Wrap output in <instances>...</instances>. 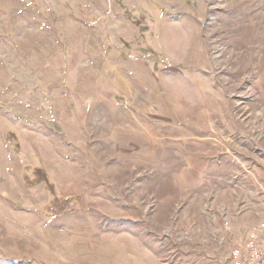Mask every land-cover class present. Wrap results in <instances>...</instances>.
Masks as SVG:
<instances>
[{"label": "rangeland", "instance_id": "1", "mask_svg": "<svg viewBox=\"0 0 264 264\" xmlns=\"http://www.w3.org/2000/svg\"><path fill=\"white\" fill-rule=\"evenodd\" d=\"M0 128L32 199L92 213L3 220L0 264H231L264 219V0H0Z\"/></svg>", "mask_w": 264, "mask_h": 264}, {"label": "crops", "instance_id": "2", "mask_svg": "<svg viewBox=\"0 0 264 264\" xmlns=\"http://www.w3.org/2000/svg\"><path fill=\"white\" fill-rule=\"evenodd\" d=\"M116 73L118 77H121L119 71H116ZM121 82L124 83L123 80H121ZM113 85L114 83L108 85L105 89L102 90L106 91L107 93L109 92L108 95L111 94L112 96L121 94V90L118 86H116L115 89H112ZM80 124H81V118L78 120L76 116H74L73 119L69 121H65L63 124L59 123L61 130L64 131L63 133L64 140H67L69 143H73L76 148L78 146L77 143L79 140V138H77L78 136L77 129L81 128ZM1 131H2L1 138L4 141L5 147L4 149L0 150V209L3 211L2 212L0 210V235L2 231L5 229V223L3 222V220L9 221L12 219L13 215L15 214L18 219H22L21 221L23 223H21L20 225L24 224L25 225L24 227L27 226L29 227V225L30 226L36 225L38 226L37 230L39 233L46 232L44 230L49 231V230H55L57 228L63 230L64 228L68 227V229L71 230V233L81 236L82 232L88 229L87 224H90V220H91L90 210L76 211L75 209L76 206L79 205L80 203L79 201L81 199H78V203L76 201L73 203L72 211L70 210L65 211L64 213L55 217L47 218L46 214H41L40 212H33L29 210L30 206H35L44 203L45 198L42 197V199H32L33 197L32 192L26 186L25 177H24V170L28 169L29 165L27 163L22 164L20 160L15 157L16 149L14 148L12 143L7 141L5 137L6 131L2 129ZM82 134L84 135V132H82ZM85 139H83L84 141L81 142L87 143L86 142L87 139L86 140ZM98 139H101V137H98ZM28 140L30 141V145L33 144L32 138L28 137ZM53 149L60 150L61 147H53ZM65 150H67V148L62 147L61 152ZM37 168L40 171L42 170V168L44 169V171L50 170L42 166H38ZM66 176L71 177V175H66ZM51 177L54 181H56L55 176H51ZM73 177H76L75 185L77 186L78 185L77 176H73ZM59 186L60 185H58V183L56 182V187L59 188ZM62 187H67V186L62 185ZM41 190H43V184L38 189V191L40 192H36L35 194L37 195L42 194ZM83 201H85V199H83ZM23 204H27L28 206H23ZM14 207L15 210H18L15 213L13 212ZM85 208L87 209V207ZM100 216L101 217L103 216L102 213H100ZM96 224L99 225L98 223ZM26 236L28 237V233L26 234ZM56 242L61 244L60 239H57ZM67 242H69L70 244L77 242L80 243V239H78L77 237H73ZM82 244L86 245L85 243ZM73 250H75V245L74 247H72L71 251Z\"/></svg>", "mask_w": 264, "mask_h": 264}, {"label": "built area", "instance_id": "3", "mask_svg": "<svg viewBox=\"0 0 264 264\" xmlns=\"http://www.w3.org/2000/svg\"><path fill=\"white\" fill-rule=\"evenodd\" d=\"M229 260L231 264H264V219L248 229L243 250H233Z\"/></svg>", "mask_w": 264, "mask_h": 264}, {"label": "trees", "instance_id": "4", "mask_svg": "<svg viewBox=\"0 0 264 264\" xmlns=\"http://www.w3.org/2000/svg\"><path fill=\"white\" fill-rule=\"evenodd\" d=\"M5 137H6L8 142L11 141L10 135H8L7 132H5ZM15 148H16V145H15ZM37 171L40 172L39 169H36V172ZM34 181L35 180H33L32 183ZM44 191H45V189H44ZM45 192L47 194V190ZM70 201H71V199L63 198V197L59 196V194L54 193V192H51V193L49 192V197L46 199V201L44 203L38 205L40 207L36 206L35 211L40 212L41 214H46L47 218L59 216L60 214L64 213L66 208L72 204ZM72 201L75 202L76 199H72ZM66 204H68V205L65 206Z\"/></svg>", "mask_w": 264, "mask_h": 264}]
</instances>
